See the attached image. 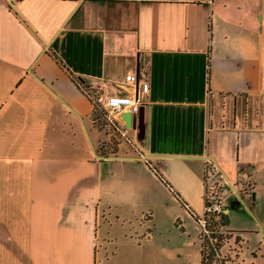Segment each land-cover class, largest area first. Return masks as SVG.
<instances>
[{"label":"crops","instance_id":"0c3cea01","mask_svg":"<svg viewBox=\"0 0 264 264\" xmlns=\"http://www.w3.org/2000/svg\"><path fill=\"white\" fill-rule=\"evenodd\" d=\"M205 160L264 264V0H0V264H199Z\"/></svg>","mask_w":264,"mask_h":264},{"label":"built area","instance_id":"2783aa9c","mask_svg":"<svg viewBox=\"0 0 264 264\" xmlns=\"http://www.w3.org/2000/svg\"><path fill=\"white\" fill-rule=\"evenodd\" d=\"M138 102L136 92L129 95L117 94L103 100L97 99L93 104L94 114L92 121L96 124L104 122V125L101 124L100 126H108L110 131H117L118 128L112 121V117L125 112L137 113ZM95 105H98V109L104 110L105 114H102V117L95 113ZM127 130L128 128L123 127L120 133L123 135ZM214 176L218 177L213 165L208 160H205L201 182L203 189H205V191L203 190L202 198L203 207L201 218H197V223L200 226L198 235L200 243L199 264H229L235 259L238 247L236 234L224 229L223 226L216 222L219 220L220 215L223 214V209L221 203L214 199L215 197L210 193L211 185L207 184L209 177L214 182Z\"/></svg>","mask_w":264,"mask_h":264},{"label":"rangeland","instance_id":"374dc122","mask_svg":"<svg viewBox=\"0 0 264 264\" xmlns=\"http://www.w3.org/2000/svg\"><path fill=\"white\" fill-rule=\"evenodd\" d=\"M104 129L106 130V131H109V129H108V127H104ZM104 130V131H105ZM211 177H209L208 178V182H207V184L208 185H211ZM177 192V191H176ZM178 194V193H177ZM179 195V194H178ZM175 198V203H174V205H173V214H179L181 217L182 216H184V213H183V211L182 210H184L186 213L185 214H189V212L186 210V209H183L182 207H181V202H179V200L176 198V197H174ZM202 198H203V187H202V191H201V195H198V193L196 192L195 194H194V200L192 201V202H190L191 204H190V209L192 210V212H190V215H193V214H195L196 216H197V218H201V214H202V207H203V201H202ZM141 227L142 228H144L143 227V224L141 225ZM175 231V230H174ZM100 238V237H99ZM101 240V239H100ZM178 244V242H173V244ZM98 264V263H97Z\"/></svg>","mask_w":264,"mask_h":264},{"label":"water","instance_id":"95a60500","mask_svg":"<svg viewBox=\"0 0 264 264\" xmlns=\"http://www.w3.org/2000/svg\"><path fill=\"white\" fill-rule=\"evenodd\" d=\"M142 115H143L142 108L139 107L137 113H129V112L121 113L120 118L124 122V127L130 128V127H133L135 119L138 123L141 122ZM138 128H139V126H138ZM237 201L239 203L240 198H238ZM244 209H246V211L248 212L246 206H244Z\"/></svg>","mask_w":264,"mask_h":264},{"label":"trees","instance_id":"16d2710c","mask_svg":"<svg viewBox=\"0 0 264 264\" xmlns=\"http://www.w3.org/2000/svg\"><path fill=\"white\" fill-rule=\"evenodd\" d=\"M99 107H98V105H95V113H98L99 115H100V117H102V114H105V112H104V110L103 109H98ZM101 124H103L104 125V122H100V124L99 123H97L96 125H101ZM112 131V130H111ZM112 133H115V131H112ZM220 179L218 178V177H215L214 176V182H212V184H211V189L209 190L210 191V193L215 197L214 199H216L217 200V197H216V182H218ZM204 191H205V189H203ZM204 193V192H203ZM223 215V214H222ZM222 215H220V217H219V220L218 221H216L217 222V224H219L220 226H223V222H222Z\"/></svg>","mask_w":264,"mask_h":264}]
</instances>
